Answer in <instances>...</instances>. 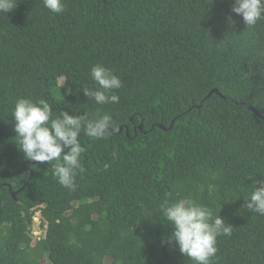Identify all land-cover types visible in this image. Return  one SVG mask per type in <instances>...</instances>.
Listing matches in <instances>:
<instances>
[{
  "label": "trees",
  "instance_id": "16d2710c",
  "mask_svg": "<svg viewBox=\"0 0 264 264\" xmlns=\"http://www.w3.org/2000/svg\"><path fill=\"white\" fill-rule=\"evenodd\" d=\"M16 2L0 13V264H194L162 243L179 199L233 227L212 264H264V215L245 206L264 179V19L247 28L231 0H64L60 14ZM96 64L121 78L118 103L84 94ZM21 97L46 100L53 118L112 117L105 138L79 134L74 190L53 175L58 161L19 150Z\"/></svg>",
  "mask_w": 264,
  "mask_h": 264
},
{
  "label": "clouds",
  "instance_id": "9594fccd",
  "mask_svg": "<svg viewBox=\"0 0 264 264\" xmlns=\"http://www.w3.org/2000/svg\"><path fill=\"white\" fill-rule=\"evenodd\" d=\"M43 4L55 14L65 10L64 0H43ZM231 4L232 12L242 17L247 28L264 19V0H231ZM16 5V0H0V13L7 14ZM90 74L98 87L95 90L84 89V94L99 105L118 103L119 96L113 90L122 87L121 78L101 64L92 66ZM12 117L15 121L14 131L19 138V150L24 157L41 164L58 161L53 165V175L70 190L76 187L77 170H84L80 157L85 148L79 134L83 131L90 138L103 139L112 126V117L107 113L90 119L87 113L70 115L67 111H61L59 116L53 118V108L46 100L33 101L23 97L16 100ZM245 206L264 215V179L254 181L253 190L245 198ZM164 211L174 231L162 243L178 246L180 253L194 264H212L218 251V236L231 235L233 227L220 215H214L212 209L192 200L179 199L166 206ZM39 218L41 222L38 227L30 226V233L37 240L43 238L35 234L44 227L40 212Z\"/></svg>",
  "mask_w": 264,
  "mask_h": 264
},
{
  "label": "rangeland",
  "instance_id": "374dc122",
  "mask_svg": "<svg viewBox=\"0 0 264 264\" xmlns=\"http://www.w3.org/2000/svg\"><path fill=\"white\" fill-rule=\"evenodd\" d=\"M63 81V80H62ZM32 225L35 227H38L40 225V218H39V212H37L33 218ZM43 229V230H42ZM42 229H38L35 234L38 236L44 237L46 234V227L44 226ZM40 264H52V262L49 259H43Z\"/></svg>",
  "mask_w": 264,
  "mask_h": 264
},
{
  "label": "water",
  "instance_id": "95a60500",
  "mask_svg": "<svg viewBox=\"0 0 264 264\" xmlns=\"http://www.w3.org/2000/svg\"><path fill=\"white\" fill-rule=\"evenodd\" d=\"M213 93H218V94H220L222 97H225L222 93H220V91L218 90V89H214V90H212V91H210V93L207 95V97H209V96H211ZM250 109H252L253 111H255V112H257V113H259L258 112V109L255 107V106H253V105H247ZM259 115L261 116V114L259 113ZM174 121H175V119H174ZM173 121V122H174ZM163 128H166L163 124H160ZM173 125V123L171 124V126ZM122 126L120 127V130H122ZM139 128L140 129H142V124L139 126ZM153 128V127H152ZM171 128V127H170ZM110 132H113V130L111 129L110 130ZM36 163H39V162H36ZM10 187V191H12V193H13V195H16L17 193H19L20 192V190H18V191H13L12 190V187L11 186H9Z\"/></svg>",
  "mask_w": 264,
  "mask_h": 264
}]
</instances>
